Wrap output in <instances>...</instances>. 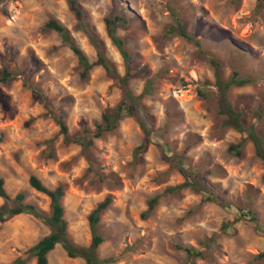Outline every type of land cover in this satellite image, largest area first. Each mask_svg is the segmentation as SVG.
Returning <instances> with one entry per match:
<instances>
[{
	"label": "rangeland",
	"instance_id": "obj_1",
	"mask_svg": "<svg viewBox=\"0 0 264 264\" xmlns=\"http://www.w3.org/2000/svg\"><path fill=\"white\" fill-rule=\"evenodd\" d=\"M77 2L81 22L101 40L104 55L121 76L124 59L108 35L105 18L129 17L127 26L117 25L115 34L128 53L130 91L138 95L151 80L152 90L142 95L137 110L150 141L135 155L144 130L134 117L124 115L112 132L95 138L88 151L104 180L89 171L79 145L63 143L58 124L45 116L43 101L32 91L36 87L43 100L63 113L73 132L92 130L102 113L120 101V82L100 65L81 79L76 55L45 26L48 19L57 20L90 62L97 59L67 0L0 1V55L16 74L0 83L6 97L5 104L0 102V177L11 197L21 191L25 202L46 213L50 199L29 185V176H37L50 189L63 184L67 245L85 250L70 256L58 242L47 253V264H87L85 255L92 251L99 264H188L189 257L176 245L209 256L194 258V264H264V258H258L264 252V162L251 141L243 143L240 156L228 151L241 133L223 124L224 115L218 111L223 96L209 61V53L219 60L224 79L234 69L252 78L231 87L227 96L232 106L242 105L244 123L253 124L264 137V2ZM177 23L199 45L176 31L169 33L166 27ZM200 88L208 97L198 95ZM48 139L51 145L44 142ZM158 144L168 155L180 153L230 204L208 201L207 192L189 187L168 192L167 187L182 183L184 177L165 161ZM108 195L111 201L97 224L104 240L92 250L88 215ZM155 195L156 205L143 218ZM235 206L253 210L259 229L248 217H240ZM49 233L46 224L26 213L0 222V264L27 256L26 251ZM26 264H36L35 257Z\"/></svg>",
	"mask_w": 264,
	"mask_h": 264
},
{
	"label": "trees",
	"instance_id": "obj_2",
	"mask_svg": "<svg viewBox=\"0 0 264 264\" xmlns=\"http://www.w3.org/2000/svg\"><path fill=\"white\" fill-rule=\"evenodd\" d=\"M1 1V0H0ZM78 0H67L73 12L76 14L79 25L84 33L86 34L90 44L95 48L97 52V59L93 62H90L86 55L79 49V47L74 43L72 37L69 34V31L61 23L55 19H48L45 22V26L49 29L57 32L62 41L68 45V47L73 51L77 57V66L78 74L81 79H85L94 65H100L106 71V74L115 81L120 82L122 87V97L120 101L111 109L105 110L101 115L100 122H95L94 128L90 130L89 128L83 127L81 130L69 132L67 125L65 123L63 113L59 112L57 109L53 108L46 100H43L39 90L34 87L32 91V96L38 98L40 101H43V106L45 108V116L52 118L59 126L58 134L62 135V141L64 144L75 143L80 147V154L88 161L89 166L88 170L92 171L94 175L100 178V181L104 180V176H101L98 171L94 170L93 165L94 161L89 156V149L93 145L95 138H100L106 133L112 132L118 121L124 116L134 117L141 125L144 130V138L140 145L137 146L135 150V155L141 149H143L147 142L150 141L149 133L145 129L144 125L141 124L140 119L137 117V110L140 109V98L142 95L147 92H151V80H148L142 90L138 95L133 94L128 88V80L132 77L128 71V53L123 47V40L116 36L115 31L117 25L127 26L129 17L127 15H115L113 18H105V23L108 31V35L111 38L112 42L115 44L117 49L120 51L124 63H125V73L121 76L116 71L113 63L107 59L103 53V44L101 40L87 28V25L81 22V9L78 7ZM264 0H257V4H261ZM168 32L173 31L178 32L185 39L194 42V44L199 45L198 40L190 34H187L184 29L180 26L179 23L176 26H167ZM239 50V49H238ZM242 50V49H241ZM0 62L2 66L0 67V83H7L8 81L15 79L16 74L15 70H9L7 65L3 61L2 55H0ZM209 61L213 67V74L216 84L220 87L223 102L220 105L219 112L224 115L223 124L226 126L232 127L235 130L241 133L239 141L236 143H231L228 147V151L234 154L235 156H240L241 147L246 141H251L255 148V154L264 162V137L259 135V132H256L255 126L253 124H245L244 119L242 118V105L236 104L231 105L230 99L227 96V91L233 86H241L246 83L251 82L252 78L245 75H240L239 71L234 69L229 74L228 78L224 79L221 76L220 62L218 59L214 58L212 54L209 53ZM198 95L203 98L208 97L207 92L203 89L197 90ZM0 102L5 104L6 97L0 89ZM253 112L257 111V108H253ZM259 115H257V118ZM47 145H51V139L44 141ZM162 150V156L166 162H168L172 167L176 168L184 177V181L180 184L169 186L166 188L168 192L175 191L180 188L189 187L195 191H204L208 193L206 199L208 201L217 202L221 206L230 204L225 201L218 193H214L210 185L205 182L202 178L198 176V173L194 167L188 164L185 159L181 156L180 153L171 152L168 155L164 150L163 145L158 144ZM168 146V145H167ZM29 185L38 192H41L49 197V212L46 213L43 210L39 209L36 205L24 201L25 195L23 192H17L13 197H11L4 188V180L0 177V198L2 203L0 204V222H4L14 215L26 213L30 214L33 217L40 220L42 223L46 224L50 233L40 239L37 243L31 246L26 252L27 256L25 257H16L12 261L5 264H26L30 258L35 257L36 264H47V253L54 247L58 242H62L65 248L68 250L70 256H74L75 253L72 252L67 243H68V234L66 231V221L63 218L64 208L61 203V198L64 195V185L58 184L56 187L50 189L35 175H30L28 179ZM158 200V196L155 195L151 197L147 202V209L142 213V217H146L147 214L154 208ZM110 196H106L101 202H99L96 207L89 213L88 222L89 228L91 231V249L94 250L103 240V236L97 232V224L100 218L101 212L108 206L110 203ZM235 208L240 212V217H248L249 220H252L253 227L255 230L259 229V222L256 213L251 209H246L243 206H235ZM178 248H182L187 256L189 257L188 264H194V258H209L205 251L196 249L192 246L176 245ZM258 258H264V252L258 254ZM87 264H99L96 256L93 251L85 255ZM185 264V263H184Z\"/></svg>",
	"mask_w": 264,
	"mask_h": 264
},
{
	"label": "water",
	"instance_id": "obj_3",
	"mask_svg": "<svg viewBox=\"0 0 264 264\" xmlns=\"http://www.w3.org/2000/svg\"><path fill=\"white\" fill-rule=\"evenodd\" d=\"M68 247H69V249H70L72 252H75V253H81V254H84V253H85V250H84V248H82V247L73 246V245H71V244H68Z\"/></svg>",
	"mask_w": 264,
	"mask_h": 264
}]
</instances>
